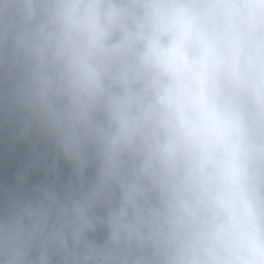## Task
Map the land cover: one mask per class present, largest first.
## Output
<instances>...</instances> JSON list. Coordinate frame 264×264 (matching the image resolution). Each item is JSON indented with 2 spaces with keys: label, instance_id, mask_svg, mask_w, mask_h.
<instances>
[{
  "label": "clouds",
  "instance_id": "1",
  "mask_svg": "<svg viewBox=\"0 0 264 264\" xmlns=\"http://www.w3.org/2000/svg\"><path fill=\"white\" fill-rule=\"evenodd\" d=\"M0 264H264V0H0Z\"/></svg>",
  "mask_w": 264,
  "mask_h": 264
}]
</instances>
